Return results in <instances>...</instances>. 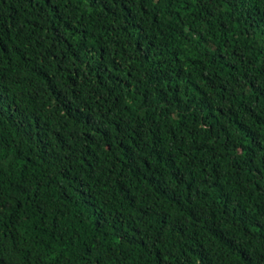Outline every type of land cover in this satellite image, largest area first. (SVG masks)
Returning <instances> with one entry per match:
<instances>
[{
    "label": "trees",
    "instance_id": "16d2710c",
    "mask_svg": "<svg viewBox=\"0 0 264 264\" xmlns=\"http://www.w3.org/2000/svg\"><path fill=\"white\" fill-rule=\"evenodd\" d=\"M0 264H264V0H0Z\"/></svg>",
    "mask_w": 264,
    "mask_h": 264
}]
</instances>
